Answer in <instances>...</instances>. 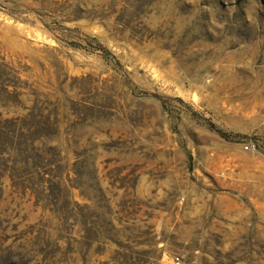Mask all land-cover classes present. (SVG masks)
<instances>
[{
	"label": "rangeland",
	"instance_id": "rangeland-1",
	"mask_svg": "<svg viewBox=\"0 0 264 264\" xmlns=\"http://www.w3.org/2000/svg\"><path fill=\"white\" fill-rule=\"evenodd\" d=\"M176 256L264 264V0H0V264Z\"/></svg>",
	"mask_w": 264,
	"mask_h": 264
},
{
	"label": "built area",
	"instance_id": "built-area-1",
	"mask_svg": "<svg viewBox=\"0 0 264 264\" xmlns=\"http://www.w3.org/2000/svg\"><path fill=\"white\" fill-rule=\"evenodd\" d=\"M245 147H246L247 149L252 148L251 145H246ZM173 263H174V264H180V263H181V259H180V257H178V256L174 257V258H173Z\"/></svg>",
	"mask_w": 264,
	"mask_h": 264
}]
</instances>
